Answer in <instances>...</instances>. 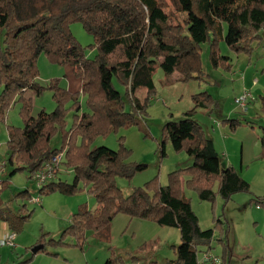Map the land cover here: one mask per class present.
<instances>
[{
	"label": "trees",
	"instance_id": "obj_1",
	"mask_svg": "<svg viewBox=\"0 0 264 264\" xmlns=\"http://www.w3.org/2000/svg\"><path fill=\"white\" fill-rule=\"evenodd\" d=\"M78 22L92 36L88 57L72 35L70 26ZM264 30V0H189L186 16L171 24L164 12V0H0V121L11 104L20 101L21 127L7 126L5 166L7 175L26 171L34 180V173L50 156L63 152L61 164L73 171L71 182L55 180L38 187V194L59 193L74 195L80 190L90 194L97 204L90 211L78 206L67 226L57 238L42 232L37 253L71 246L83 251L86 233L93 231L98 240L109 242V227L118 214L155 223L160 227H175L180 243L174 246V258L149 264H231L232 251L227 241L224 222L216 219L214 228L202 229L184 188L193 190L198 199L213 201L218 195L224 202L238 192L248 191L249 184L230 165L224 163L203 127L194 118L197 110L208 113L217 109L218 101L207 92L192 96L194 106L176 120L161 126L158 149L165 156L169 142L175 152H185L191 159L189 166L167 174L165 185L157 176L141 187L124 195L116 185V177L130 179L146 164L129 160L131 150L118 137L116 150L106 146L92 147L98 136L118 132L122 128L139 125L146 115V107L154 93L153 73L159 68L164 75L177 81L201 79L204 76L201 60L202 44L208 43V58L215 68L230 70L231 66L220 54L218 41L223 40L234 53L250 54L252 43L260 39ZM44 54L48 61L70 65L80 82V91H70L59 84V78L39 84L37 59ZM264 72V69H263ZM113 80L124 88L123 94ZM52 92L55 108L31 114V98ZM84 97L85 110L81 108ZM264 113V93L259 97ZM127 106L129 108H127ZM73 112L72 123L66 128V115ZM172 117V115H170ZM230 129L251 122L240 118H226L222 124ZM61 133V146L51 147L52 138ZM264 156V127L260 137ZM6 171V172H7ZM1 180L4 185L8 178ZM21 200L30 198L27 189L17 192ZM264 210V195L252 200ZM25 204L11 210L0 207V221L7 224L16 236L23 230L31 212L24 213ZM220 234L219 258L211 253V241ZM264 243V237H263ZM35 254L18 261L28 264ZM211 254L216 262H199L201 255ZM136 255L131 261H139ZM121 262L109 257L104 264Z\"/></svg>",
	"mask_w": 264,
	"mask_h": 264
},
{
	"label": "rangeland",
	"instance_id": "obj_2",
	"mask_svg": "<svg viewBox=\"0 0 264 264\" xmlns=\"http://www.w3.org/2000/svg\"><path fill=\"white\" fill-rule=\"evenodd\" d=\"M189 0H164V12L168 15L171 24L181 22L186 16ZM72 35L76 38L80 46L84 48L86 55L92 57L95 49H91L90 44L93 38L81 26L75 22L70 26ZM253 49L250 54L232 52L223 40L218 41L219 54L228 57V63L234 67V74H229L225 69L215 68L211 65L208 58L209 44H202L201 64L204 76L201 79H193L185 82L177 81L173 75H164L159 68H156L152 79L154 83V93L151 96L146 107V115L139 118V125H132L120 129L116 132H108L105 135L98 136L92 144V147L106 146L116 150L119 147L118 137L123 136L124 146L131 150L129 160L136 163L146 164V167L136 172L132 178L116 177V185L122 190L124 195H128L133 188L141 187L145 182L157 176L158 183L165 185L168 182L167 174L178 168L189 166L190 157L183 151L175 152L169 142L165 144V156H160L158 142L162 124L167 120H176L183 116V113L194 106L192 96L201 92H207L218 101L217 109L207 114H202L199 109L194 118L200 123L207 136L216 134L219 136L218 145L215 149L221 155V143L230 139L233 148L225 150L229 152L227 163L232 166L238 174L249 184V190L235 193L231 199L224 202L218 195L213 201L200 200L193 190L184 188V196L190 202L191 208L197 215L199 226L202 229L214 228L216 219L224 222L227 230V241L232 251L231 264H264V210L257 207L252 201L254 197L264 195V156L260 144L262 127H264V113L260 108L259 97L264 93V30L260 32V39L252 43ZM38 73L36 81L45 85L52 78H59V84L70 89L72 92L80 90L81 82L74 76L70 65H59L48 61L44 54H40L37 59ZM231 69V68H230ZM256 84H252L253 80ZM242 82L246 90L251 93L253 98L247 103L246 112L241 108L235 107L233 102L234 92L242 88ZM114 87L123 94L124 88L113 80ZM251 85V88L249 86ZM242 91L239 93L241 94ZM25 97L31 98V114L36 115L40 110L51 112L55 108V102L52 98V92L45 90L40 95H35L32 91L24 94ZM219 97V99L217 98ZM81 113L85 110L84 97L80 95ZM222 103V107L220 106ZM20 101L13 102L10 108L5 112L4 121H0V159L6 158V141L7 126L21 127L23 121L19 115ZM237 108L238 110L228 116L227 109ZM127 108H129L127 106ZM201 110V109H200ZM207 112V111H206ZM172 115V117L170 116ZM73 112L69 111L66 115V128L72 123ZM226 118H240L242 121L247 120L251 124L243 123L230 129L228 124H222ZM226 131H220V126ZM61 133L58 132L51 140V147L59 148L61 146ZM229 158V159H228ZM5 166L4 172L0 176L5 180L8 173ZM7 171V172H6ZM8 176V175H7ZM4 185L0 184V207L11 210L19 209V205L25 204L24 213L31 212L28 220L25 222L23 230L17 235L23 240L35 236L39 239L41 231L48 232L49 236L58 237V233L52 234L50 230H56L60 226L57 221L58 214L61 215V222H64V213L57 211L58 202L54 198L58 196L65 197L59 193L48 195L38 194L35 180L28 178L26 171L16 172L13 176H8ZM59 180L71 182L73 171L67 169L63 164L60 165L58 174ZM27 189L30 192V198H39V202H30L29 199L21 200L16 196L17 192ZM44 197L47 198L46 212L40 211V205L43 204ZM73 199H80L81 203L90 211L97 208L95 199L85 190H80L74 195L68 196ZM75 197V198H74ZM46 199V198H45ZM61 205V203L59 204ZM58 205V206H59ZM76 207L75 210H77ZM116 217V216H115ZM128 216L118 215L109 227V242L98 240L93 237H86L84 244H93L92 250L87 252L88 262L95 264H104L109 257H120L121 262L114 264H149L150 261L162 262L167 258H174V246L180 243L179 231L175 227H162L164 233L167 232V244L165 249L158 252L154 246L147 241H142L141 234L136 226L130 222ZM141 221V220H135ZM65 226L68 221H65ZM138 225V224H137ZM64 226V227H65ZM63 227V228H64ZM49 228V229H48ZM48 230V231H46ZM61 231V230H60ZM147 236V231L145 232ZM16 236L15 247L1 245L0 238V264H16L30 256L27 252V243L21 242V238ZM220 234L216 233L214 240L211 241V253L219 258L221 245L218 242ZM25 244V245H24ZM30 244V243H29ZM66 248L76 249V254L71 255L74 259H69L75 264H86V258L81 254L78 248L66 246L54 248L46 246L47 252L55 251L61 254ZM31 250V249H30ZM39 254L48 255L46 252ZM92 254V255H91ZM131 254V255H130ZM140 258L139 261H131V256L135 255ZM36 255V254H35ZM62 256V254H61ZM34 256L28 264H38L34 262Z\"/></svg>",
	"mask_w": 264,
	"mask_h": 264
},
{
	"label": "crops",
	"instance_id": "obj_3",
	"mask_svg": "<svg viewBox=\"0 0 264 264\" xmlns=\"http://www.w3.org/2000/svg\"><path fill=\"white\" fill-rule=\"evenodd\" d=\"M222 57L225 60L228 59V57H226V56H222ZM229 64L231 66V69H230V71L228 73L231 75V74H234V72H233L234 67H233V65L231 63H229ZM245 87H246L245 84L242 82V88H241V90H239L238 92H235L234 89H233V92L235 93L234 96H233V99H235L239 95V93L242 91V89H244ZM249 88H251V85L249 86ZM28 91L30 92V90H27L25 93H27ZM217 98L219 99L218 96H217ZM252 99H255V98H252ZM233 102H234V100H233ZM220 106L222 107V103H220ZM235 107L239 108L237 105ZM237 108L235 109L233 107L231 109H227L226 114L228 116H232V114L238 110ZM200 111H201L202 114H207L208 113V111L207 110H204V109L199 110V112ZM244 112H246V111H244ZM217 126H220V131H226V129L225 128H222L221 125H219V123L217 124ZM209 137L212 139L213 144L216 147V145H218L217 144L218 143L217 141L220 140L219 139V136L216 135V134H213L212 136L210 135ZM232 145H233L232 144V140L230 141V139H228V140H226V141H224V142L221 143V148H222L221 155L223 157H228L229 152L226 151V153H225V150L226 149L228 150V147H230V149H232L233 148ZM227 162H228L227 159L224 158V163L227 164V165H229ZM58 174H59V171H58ZM63 196H65V197H60V196L57 195V197L54 198V199L57 200L58 205L61 203V205H59V206L57 205V211L59 210V212H63L64 213V222L65 221H68V224H69L72 213L75 211L76 207H78L79 205H81L80 204L81 201H80V199H76L75 197H74L75 199H73L72 197H68L66 195H63ZM47 198L48 197H44L43 204L41 203V205H40V209L39 210L42 211V212H46L47 211L46 209H48L47 204H46ZM61 215L62 214H58V216H57V221L60 223L59 224L60 226L56 227V230H50L48 228L49 231L52 232V234L55 233V232H57L59 234L60 230L65 226V223L60 221L61 220V218H60ZM118 215H121V214H118ZM122 215H124V214H122ZM117 216L115 218H117ZM124 216H126V215H124ZM135 220H137V219L136 218H131V221L130 222H132L136 226L137 229H142V231H139L140 234H141V236H143V237H141L142 241L149 242L151 246L152 245L154 246L155 250H158V252H160L163 249H165L166 244H167V242H166L167 237H165V235H167V232L164 233L165 231H164V229L162 227L156 225L155 223L148 222V221H145V220H141V221H135ZM111 223H110V227H111ZM46 231H48V230H46ZM146 231L148 233L147 236L145 235V232ZM8 232H9V229L7 227V224L5 222H3V221H0V238L1 237H4ZM94 235L95 234L93 233V231H88L86 233V237H88V238L89 237H93ZM18 238H21V237H18ZM36 239L37 238H35V236H31V237H29V239L27 241L26 240H23L21 238V242L27 243V245L29 246L33 242H35ZM94 246H93V244L88 245L87 247L85 246V248L83 249V251H81V254H83V256L86 258V261H85L86 264H95L94 262H88L89 260H87V252L90 251V250H92V248ZM75 250L76 249H73V248H69V249L66 248L65 250H62V252H61L62 256L59 253L57 256H47V257H44L46 255H43V254H39L38 253V254H36L34 256L35 259H33V260H35L34 262H37L38 264H75V262L69 260V259H74L73 256H71V255L76 254V251ZM124 264H132V263L125 262Z\"/></svg>",
	"mask_w": 264,
	"mask_h": 264
},
{
	"label": "built area",
	"instance_id": "obj_4",
	"mask_svg": "<svg viewBox=\"0 0 264 264\" xmlns=\"http://www.w3.org/2000/svg\"><path fill=\"white\" fill-rule=\"evenodd\" d=\"M257 81L254 79L252 84H256ZM253 96L249 91H242L235 99L234 102L237 104L242 111H246L247 103ZM63 161V152H59L50 156V158L42 163V165L37 169L34 173V180L37 186H41L44 183H48L50 181H55L58 179V171L60 170V165ZM5 168V161L4 159H0V176L4 172ZM30 202H39V198H30ZM15 238L16 234L13 232H8L2 239L1 245H6L9 247H15ZM203 261H212L213 263L216 262V259L211 254H203L201 255L199 262Z\"/></svg>",
	"mask_w": 264,
	"mask_h": 264
},
{
	"label": "water",
	"instance_id": "obj_5",
	"mask_svg": "<svg viewBox=\"0 0 264 264\" xmlns=\"http://www.w3.org/2000/svg\"><path fill=\"white\" fill-rule=\"evenodd\" d=\"M42 247H43V245L38 244V245L33 246V247L31 248L30 251H31V253L35 254V253H37V251H39Z\"/></svg>",
	"mask_w": 264,
	"mask_h": 264
}]
</instances>
